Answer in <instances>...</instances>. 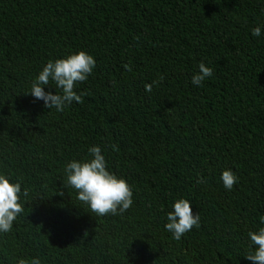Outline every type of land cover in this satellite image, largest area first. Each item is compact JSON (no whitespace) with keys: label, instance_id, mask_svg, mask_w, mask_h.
<instances>
[{"label":"trees","instance_id":"trees-1","mask_svg":"<svg viewBox=\"0 0 264 264\" xmlns=\"http://www.w3.org/2000/svg\"><path fill=\"white\" fill-rule=\"evenodd\" d=\"M80 51L96 61L74 89L82 104L57 112L28 94L49 60ZM201 62L213 75L197 87ZM93 146L132 189L122 215L96 216L66 186L67 164ZM0 173L29 190L0 233V264H252L248 232L264 227V0H0ZM181 198L200 226L176 241L164 225Z\"/></svg>","mask_w":264,"mask_h":264},{"label":"clouds","instance_id":"clouds-1","mask_svg":"<svg viewBox=\"0 0 264 264\" xmlns=\"http://www.w3.org/2000/svg\"><path fill=\"white\" fill-rule=\"evenodd\" d=\"M251 34L254 37H259L261 27H254ZM95 66L96 61L93 56L84 51L70 54L66 58L54 62L49 60L31 82L28 94L37 100H42L46 109L64 112L66 106L71 105L74 101L83 103L82 97L86 93L77 94L74 89L77 83L85 82L88 79ZM124 67L131 71L129 65H124ZM212 75L213 69L201 62L198 65V71L193 74L191 82L197 87H202L205 79ZM162 80L163 76L159 80L153 81L152 84H146L145 90L151 93L153 85L159 84ZM50 82L56 85L55 95L51 91L45 92L44 90V86H49ZM88 153L90 158L84 162L73 160L67 164L64 169L66 186L75 189L78 201L88 205L96 216L122 215L133 205L132 189L125 179L118 178L108 170L105 156L99 146L90 147ZM221 180L225 189L231 191L238 178L229 169L222 172ZM196 182L204 183L205 180L198 175ZM59 194L63 195L62 192ZM21 196L27 198L29 190L25 188L22 192L20 182L10 183L8 176L0 173V233H9L12 230L13 222L23 213ZM167 221L164 225L165 230L172 234L174 240L179 241L193 227L200 226V215L199 213L194 215L191 203L187 199L181 198L174 202L172 211L167 213ZM259 221L264 225V216L259 217ZM248 237L250 238L249 251L244 258L251 261L252 264H264V227H260L255 232H248ZM18 264H28V261L21 258L18 260ZM30 264H41V261L38 257L33 258Z\"/></svg>","mask_w":264,"mask_h":264}]
</instances>
